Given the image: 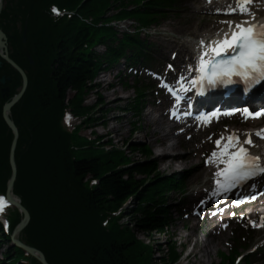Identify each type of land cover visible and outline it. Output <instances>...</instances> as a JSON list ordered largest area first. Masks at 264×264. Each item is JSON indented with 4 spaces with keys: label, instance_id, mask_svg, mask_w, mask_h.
I'll use <instances>...</instances> for the list:
<instances>
[{
    "label": "trees",
    "instance_id": "obj_1",
    "mask_svg": "<svg viewBox=\"0 0 264 264\" xmlns=\"http://www.w3.org/2000/svg\"><path fill=\"white\" fill-rule=\"evenodd\" d=\"M123 1L86 0L79 12L98 20L105 9ZM78 2L5 0L0 14V26L8 35L9 55L28 77L27 90L11 112L19 131L14 191L31 214L27 236L45 250L51 264H152L151 251L127 227H119L115 220L107 226L100 223L107 210L120 206L125 196L137 189L133 173L158 179L152 164L143 161L117 169L121 155L112 150L76 158L71 142L74 139L75 144L80 145V142L75 132L69 134L60 123L66 107L85 114L88 107L81 105L82 96L91 90L95 92L91 78L104 57L89 51V43L98 35L99 41L113 38L109 29L87 26L75 16L56 22L47 13L51 3L74 7ZM9 7L12 9L7 14ZM131 13H137V9ZM128 14L119 10L117 16ZM24 19L27 20L25 46L20 41ZM120 44H131V41L126 35ZM106 46L109 47V42ZM25 48L34 59L33 66L28 64ZM1 75L10 76L6 83L10 97L21 85L20 76L4 61L0 66ZM8 97L0 93V189L5 188L10 176L9 150L13 135L2 117V107ZM133 150L141 151V147ZM87 177L96 179V184L86 186ZM147 187L148 184L140 191L137 197L140 201L145 190L153 192L157 186ZM150 197L155 198L156 194L151 193ZM142 201L145 202V198ZM150 205L138 203L131 230L162 231V210L159 206L148 210ZM156 251L163 253L164 250L158 247ZM12 255L13 250L5 257L12 259ZM154 264L165 262L161 259V263L155 261Z\"/></svg>",
    "mask_w": 264,
    "mask_h": 264
},
{
    "label": "rangeland",
    "instance_id": "obj_2",
    "mask_svg": "<svg viewBox=\"0 0 264 264\" xmlns=\"http://www.w3.org/2000/svg\"><path fill=\"white\" fill-rule=\"evenodd\" d=\"M198 4L192 3L187 8L181 9L178 13L173 14L171 17L168 18V21L164 22L161 27L166 30H171L175 36H162L158 35H151L149 39L153 43L152 47L155 45H160L157 50L160 52V49L163 51L160 53L162 58L160 61L166 60L169 58L170 52H176L177 57L179 58L181 55L184 54V45H189L187 42V38L182 37L184 31L190 32L192 35L203 33L206 31H211L214 28V24L216 20L214 17L200 19L197 18L199 13V6L203 5L202 1H196ZM217 15H222L221 13H217ZM120 29H118L119 31ZM181 35V37H179ZM162 46H165L163 49ZM157 54L155 55V59ZM164 62L161 63V69L163 67ZM117 67H121L120 65H115ZM106 72V71H105ZM95 84H94V93H87L83 103L86 105H93L96 108L92 111V118H93V125L92 126H85L81 129V134L93 137L94 135H100L101 140L111 144L117 148H120L124 155L132 161L143 162L149 161L151 164L156 166V174L162 175L165 174L167 176H176L181 173L187 172V178L185 183H192L195 180L203 181L204 175L206 170L204 168L199 169V166L187 167L188 163H185L182 166H171L165 167L164 166V157H159V153L161 152L160 147H154L152 145V139L146 135V129L150 127L145 126L143 127L142 118L143 116H157L154 111L149 112L148 103L150 102L151 98L146 97V106L142 107L143 110L141 114L136 116L133 111H129L128 109H124L125 104H128L129 98L133 96V93L129 89H125V87L118 82L116 76L114 75V70L104 73H101L95 77ZM153 101H151L152 103ZM138 121V123H136ZM78 120L74 119L72 123H77ZM91 131V132H90ZM169 143H173V141H168ZM107 145V144H106ZM108 146V145H107ZM148 147L149 151L147 152H138V150H133V148L137 147ZM153 146V147H152ZM173 153L176 152L178 147L176 146L175 149H170ZM181 153V152H180ZM182 155V154H181ZM200 160V156L197 153V159L191 158V162H198ZM179 167V168H178ZM178 168V169H176ZM180 171V172H177ZM142 177H139L140 180ZM150 181L152 179L148 178ZM196 191V190H194ZM192 191V195L195 193ZM162 198L164 199V205H167L170 208H173V205L181 199L178 192L175 191H164L162 194ZM130 201V200H129ZM127 202L123 205V207H127L130 205L131 202ZM169 208V209H170ZM124 209V208H123ZM124 217L120 218V223L123 225L131 227L132 225V218L134 216L133 211H125ZM173 221L172 227L175 229L174 226L179 225V218L176 217L174 210L172 211ZM172 230V229H171ZM180 234L177 238H175V234ZM200 233V231H199ZM133 234L135 238H139L145 242L150 241V239L159 240L156 238L157 236L153 235V233H141L137 229H133ZM167 234H165L166 236ZM169 239L173 241L175 247L180 250L179 246L181 242L190 243V237H192L191 231L189 229H179V227L173 230L171 233L168 234ZM156 238V239H155ZM211 242V245L207 246L209 250L207 259H203V262L200 260V256H195L189 258V264H207L211 261H219V256L217 257L216 251L217 250H224L227 251L233 243V236L231 233L227 232L220 240H214L213 238L207 239ZM241 240H244L241 237ZM151 242V241H150ZM159 245L157 246L160 248H164V243L158 242ZM201 242H195L194 248L195 250H200V253H203L201 248ZM4 251V246L1 247ZM186 251L181 252L180 258L177 260L176 264H184L183 256ZM154 256V261H158L161 263V259L159 253H156Z\"/></svg>",
    "mask_w": 264,
    "mask_h": 264
},
{
    "label": "snow or ice",
    "instance_id": "obj_3",
    "mask_svg": "<svg viewBox=\"0 0 264 264\" xmlns=\"http://www.w3.org/2000/svg\"><path fill=\"white\" fill-rule=\"evenodd\" d=\"M249 2L250 0H237V9L242 14L248 13ZM53 12H57V9H53ZM224 23L232 27L231 21ZM201 44L204 42L201 41ZM196 71L200 73L192 81L196 85H203L205 82L210 87L217 84L228 85L235 82L233 77H238L248 86L264 81V25L249 24L247 21L235 24L230 35L225 33L222 40L213 41L208 51L201 52ZM243 111L252 116L260 115L259 112L249 113L247 108ZM255 134L264 139V129ZM250 137L251 134H246L245 140L241 142L239 134L233 132L228 137L222 135L215 141L217 150L209 155L205 164L219 163L224 167L214 173L218 179L212 190L213 195L230 191L256 176H264V165L260 163V157L253 156L244 147L245 144L252 143ZM7 203L6 199L0 197V214L5 211Z\"/></svg>",
    "mask_w": 264,
    "mask_h": 264
},
{
    "label": "bare ground",
    "instance_id": "obj_4",
    "mask_svg": "<svg viewBox=\"0 0 264 264\" xmlns=\"http://www.w3.org/2000/svg\"><path fill=\"white\" fill-rule=\"evenodd\" d=\"M210 7L213 8H221V7H225L227 0H210ZM144 123L143 124H148L150 125V127L148 129H146V135L145 136H149L150 139H152V145L154 147H160L162 150L159 154V157H164V166L165 167H171L173 165L175 166H182L185 163H188L187 166H190L192 163H190V151H183V155H177L176 152L170 150V149H175L174 148V143L168 145V140L169 136H168V131L167 130H163L162 126L159 125L156 122V117H152V116H146L143 119ZM163 130V131H162ZM152 146V147H153ZM0 247H2V245H0ZM207 247V245H206ZM208 253V251H207ZM200 260H201V256H200ZM203 262V259L201 260Z\"/></svg>",
    "mask_w": 264,
    "mask_h": 264
},
{
    "label": "water",
    "instance_id": "obj_5",
    "mask_svg": "<svg viewBox=\"0 0 264 264\" xmlns=\"http://www.w3.org/2000/svg\"><path fill=\"white\" fill-rule=\"evenodd\" d=\"M6 37L4 35V33L0 30V53H2V51L4 52V55H3V58L8 62L10 63L21 75L22 77V87L19 91V93L8 103H6L4 105V110H3V116H4V119L6 121V123L8 124V126L11 128V130L13 131L14 133V139H13V142H12V147H11V153H10V164H11V167H12V176H11V179H10V182H9V187L12 186L13 184V181L15 179V176H16V165H15V162H14V149H15V145H16V138H17V129L14 125V123L12 122V120L9 118V112H10V108L15 104V102L20 98V96L23 94L25 88H26V85H27V78L25 76V73L12 61L8 58L7 56V49H6ZM22 41H25V33L23 34V39ZM30 62H32L30 60ZM0 82L1 84H4L5 83V78L2 77L0 79ZM7 88H4L2 89V93L5 95L7 93ZM26 218H27V213H26ZM25 224V222H23V225Z\"/></svg>",
    "mask_w": 264,
    "mask_h": 264
}]
</instances>
